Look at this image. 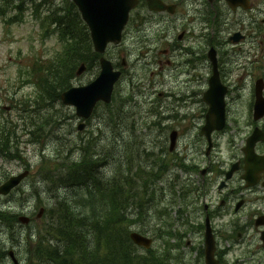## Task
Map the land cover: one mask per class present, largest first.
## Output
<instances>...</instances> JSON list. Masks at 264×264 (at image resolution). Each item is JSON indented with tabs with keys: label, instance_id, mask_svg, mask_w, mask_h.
Instances as JSON below:
<instances>
[{
	"label": "rangeland",
	"instance_id": "374dc122",
	"mask_svg": "<svg viewBox=\"0 0 264 264\" xmlns=\"http://www.w3.org/2000/svg\"><path fill=\"white\" fill-rule=\"evenodd\" d=\"M259 8L261 11L257 9L253 13H239L237 15H231L228 10H225L223 17L226 18V24L224 23L221 28V23L218 22L217 28L210 26L209 28L212 31L207 33V38L216 36L215 40L217 41L214 47L218 51L221 78L223 83L229 87L228 116L231 121L225 134L226 137L217 139L218 149L212 155V164L218 167H223L224 162L226 163L225 167L235 162L234 154L230 152L232 147L238 148L244 145L246 138L254 129V127L252 129L254 125L252 115L255 103V84L257 80L264 79V6L259 5ZM191 20L192 18H188L184 26L186 27V24L190 25ZM145 27H142L143 31L146 30L145 34L135 33L133 36L129 35L128 46L135 44L134 48L137 47V41L141 39V36L148 37L150 34L154 38V43L160 42V31L152 33L149 31L151 28L147 24ZM38 31V25L29 17L22 24L13 23L10 28L5 27L3 20L0 18V124H4L7 120L14 121L18 125L21 124V126L15 125L12 129L18 139V144H15L17 148L14 149L18 158L9 160L0 157V185L24 169L30 170V177L21 185V189H17L9 196L0 198V209L7 208L11 210L12 218L22 215L30 216L34 220L33 229H39L45 224L44 221L37 220L40 208L44 207L43 203H53L54 196L58 194L50 181L44 182L41 179L46 178L52 181L56 175L65 170L62 161L57 159L63 147L80 138L89 139L93 137L98 139L96 144H99L100 150L104 148L105 154L113 155L120 160L118 162L122 163L124 171L127 172L129 168L135 171L142 166L143 170L156 173L159 170L152 166V163L156 160L153 153L158 156L160 154L159 149L164 147L165 142L168 146L171 133L167 130L170 127H178L176 130L179 129L177 131L180 132V139L177 146L180 153L189 154L187 164L199 168L198 172L181 176L182 186L194 190V195H190L184 203L183 194L185 189L181 185L174 186L176 192V199L174 200L171 193L173 185H170V180L166 178V180L161 179L159 182L151 183L149 189L158 182L155 186V190L157 189L156 202L143 210V216L139 222L131 227V231L134 230L140 233L144 231V235L153 238L155 242L151 249L158 255L171 252L169 257L173 259L171 261L173 264H204L203 258L201 259L199 256L201 255L203 237L199 233L200 221L194 210L197 209L196 203L198 201L196 191L201 190L199 185V182L201 183L200 170L206 169L210 163L206 156L207 144L199 136L200 123H198L202 112L201 104H203L201 96L206 91L209 77L212 75V66L209 59L205 60L204 58V62L200 61L188 68L185 61L192 59V56L182 53V56L176 58L179 62V68L175 69L173 66L165 65V67H162L161 73L158 72L160 68L152 67L150 59L148 64H138L135 59H131V65L129 64L128 67L131 74L116 87V102L109 109L101 107L97 116L87 123L84 131H78L81 122L77 119L68 120V117H72L74 111L70 108H62L66 116L58 119L64 122L61 128L50 125L46 131H41L43 132L42 137L34 139L37 142L31 143L32 136L39 131L31 128L34 135L30 136L29 132L23 128V125L28 123L18 121L17 111L23 109L22 105L25 101L30 102L37 98V87L31 81H28L30 80L28 75H22L19 80L18 71L21 68H24L23 71H32V65L37 60L51 59L62 49L57 37L47 39L42 43L39 40ZM179 31H175L176 35ZM237 32H241L246 38L239 43H234L231 38ZM196 34L189 35L193 43L198 41L199 35L196 36ZM198 46L203 50V46ZM191 47L195 48V46L190 45L189 48ZM160 48H164V46H160ZM189 48H186L189 52L198 51ZM209 49L205 47L198 54L205 53L208 55ZM136 56H139L138 53H136ZM188 72L193 78L187 77ZM92 77V73L84 74L76 80V84L86 83L93 79ZM130 80H132L134 86H138L140 89L135 88L132 92ZM134 92L137 93L135 107L123 104V100H130L131 96L128 95ZM181 93L189 97L191 104L193 102L198 103L197 109L193 110L196 113L182 115V112L186 110L184 105L177 101L174 104V99L179 97ZM187 105L185 107L189 108L190 105ZM117 106L122 110L124 108L125 111L122 115L120 113L116 124L117 120L110 121L109 112L111 113ZM46 110L50 114L42 118L39 124L43 123L51 114L56 115L54 107H48L47 105ZM154 114L158 115L159 128L150 125ZM161 116H176L178 118L169 122L167 118ZM58 120H54L53 123H57ZM5 125H8V123ZM155 126H157V123ZM50 128L52 129L49 130ZM147 154H153V156L149 157ZM132 155H135V158ZM169 158L173 160L172 166L174 158L173 156ZM115 166L117 167V164ZM110 168H107L108 173L113 169ZM175 170L180 174L179 169ZM215 171H217L216 168H214ZM219 177L220 174L215 175L216 182L213 184L211 198H208L207 204H210V201H213L214 204L218 202L217 186ZM138 184L140 185V182ZM138 184L136 188L139 190ZM240 185L239 177L236 176L230 186V191L232 189L237 190ZM207 186H209L208 183ZM173 201L176 202L174 209L172 207ZM159 203H162L161 207L165 208L166 206L168 208L170 217L160 218ZM183 206L187 213L184 212V216L179 220L178 211ZM258 207L256 206L255 209ZM232 218L233 216H227L225 222ZM240 218L245 220L243 212L235 217V219ZM6 228H9V226H0V238L6 243L5 246L7 245L9 248L14 246V249L18 252L20 263L25 264L26 246H22L23 244L20 243L19 234L30 231V228L18 226V233L15 234L9 232L8 234ZM139 253L145 255L147 251L142 248ZM239 256L240 253L233 254V258L236 260L242 258H239ZM257 259H260V257L252 260L251 256H248L243 259V262L254 264ZM249 261L251 263H248Z\"/></svg>",
	"mask_w": 264,
	"mask_h": 264
},
{
	"label": "trees",
	"instance_id": "16d2710c",
	"mask_svg": "<svg viewBox=\"0 0 264 264\" xmlns=\"http://www.w3.org/2000/svg\"><path fill=\"white\" fill-rule=\"evenodd\" d=\"M58 24L63 52L56 59L34 67L32 76L38 78V104L52 108L60 94L72 86L79 66L86 63L92 69L98 58L93 52L88 28L73 4L67 3L61 8ZM101 107L104 109V105L97 108L96 116ZM123 112L115 107L109 112L110 121L117 120V124ZM49 114L43 111L36 120L30 117V124L37 126L36 131L44 132L54 116L51 114L43 123L39 122ZM97 140L80 138L58 155L65 170L58 177L57 188H64L66 193L59 195L56 208L50 210V213L56 211L55 217L47 224L45 234L38 236L29 264H173L169 257L171 252L158 255L150 250L148 255L140 254L139 247L130 238L131 227L139 222L143 210L156 202L155 186L168 170L167 163L161 160L160 172L156 173L143 170L142 166L135 171L129 168L126 172L118 162L120 160L105 154L104 148L99 149ZM17 143L12 130L0 126V153L11 159L18 158L13 154ZM108 167L113 168L110 173ZM156 181V185L149 189ZM175 204L173 201V208ZM161 206L159 203V215L163 216L165 209ZM179 213L181 216L182 211ZM12 222L11 216L0 210V226L11 227ZM7 254L0 241V264H9Z\"/></svg>",
	"mask_w": 264,
	"mask_h": 264
},
{
	"label": "flooded vegetation",
	"instance_id": "af4514ba",
	"mask_svg": "<svg viewBox=\"0 0 264 264\" xmlns=\"http://www.w3.org/2000/svg\"><path fill=\"white\" fill-rule=\"evenodd\" d=\"M154 1L155 9L151 10L150 5L154 7ZM158 1L164 5L162 11L156 10ZM259 5L264 6V0H153L151 4L149 0H139L136 8L131 12L132 19L130 18L131 21L128 24L130 26L126 37L129 38V35L133 36V34L137 33L138 26L134 25L135 20L137 23H140V19L148 17L144 23H147L148 27L151 28L149 31L152 33L160 31L159 34L161 35L159 36L160 42L154 43V38L150 34L148 38L149 44L156 49H159L160 45H165L160 50L166 52V64L175 68L179 64L176 60L177 57L182 56V53L191 55L192 59L185 61L188 68H190L200 61L204 62V58L205 60L207 59V54L203 53L201 55L198 54L199 52H202L205 47L208 49L214 48L215 42L217 41L215 40L216 36H209L207 38V33L208 31H212L209 28L210 26L217 28L220 19L224 18L225 23L226 18L223 17L225 10H228V13L231 15L253 13L257 9H260ZM188 18H192V20L189 22L190 25L186 24L185 27L184 23L188 21ZM176 30H180L178 35H176ZM237 33L242 35L243 38L241 40H245L246 36L244 34L241 32ZM194 34L196 36L199 35V38L196 37L198 41L193 43L189 35ZM190 45L195 46V48H189ZM198 45L203 46V50ZM186 48L198 51L189 52ZM120 56L123 60L122 65H127L128 62L124 51ZM111 57L112 59L115 58L113 54ZM124 61L126 64H124ZM187 74V77L193 78L189 72ZM171 120H175V117H172ZM204 121L205 112L202 113L199 120L201 128L203 127L202 124H204ZM176 128L178 127L172 128V131L173 129L176 130ZM262 128H264V125ZM178 138L180 139L179 131ZM202 140L206 142L205 138H202ZM217 149V142H214L209 153L208 151L206 152L207 159L210 160V163L206 169L200 170L201 183L199 182V185L201 190L197 192V209L195 208L194 210L200 221L199 233L204 240L206 226L210 224L217 245L216 257L220 261V264H246L243 262V259L248 256H251L252 260L260 257V259L256 260L258 261L257 263L254 261V264H264V169L261 176H258V184L249 186L254 180H247V182L244 180L246 178V158L241 147L236 148L233 146L230 152L235 157L234 166L237 165L239 168V172L235 175L239 174L238 177L241 185L237 190L232 189L230 191L233 179L226 180V177L227 171L228 169L230 170L233 163L227 167H225V162L223 167L213 165L212 155ZM256 151L261 156H264V143L258 144ZM187 166L181 167V176L189 174V172L195 173V170L199 169L197 166L191 165L193 170L190 171ZM214 168L217 171L214 172ZM218 174H220L217 186L219 193L218 202L214 204L213 201H210V204H207L208 198H211L213 184L216 182L215 175ZM207 183L209 186H207ZM256 206L259 207L255 209ZM241 212L245 214V220L243 218L235 219L237 214ZM227 216H233V218L225 222ZM202 248L205 249L203 243ZM239 253V258H242L240 260L234 259L233 254ZM248 263H251V261Z\"/></svg>",
	"mask_w": 264,
	"mask_h": 264
},
{
	"label": "water",
	"instance_id": "95a60500",
	"mask_svg": "<svg viewBox=\"0 0 264 264\" xmlns=\"http://www.w3.org/2000/svg\"><path fill=\"white\" fill-rule=\"evenodd\" d=\"M79 7L84 20L88 23L91 29L92 37L97 51L104 52L105 46L108 42L119 44L121 40V33L128 21L129 12L132 5L135 6V0H74ZM214 60V54L212 55ZM102 63V72L100 77L92 85L83 88H73L62 96V101L66 105H72L77 108V115L89 119L98 102L103 101L107 104L112 101V94L115 83L119 80L120 73L113 72L111 64L104 59ZM264 82L259 80L256 87V119L264 116ZM227 88L223 87L219 76L216 74L210 80V90L205 94V101L210 105V112L207 116L208 125L204 129L209 137L211 132L217 128L222 129L225 125V95ZM217 116V117H216ZM84 125L80 126L83 129ZM175 138H173L174 140ZM263 138V135L258 131L249 140V151L247 152V174L248 180L254 176V173L260 172L259 164H263V159H257L253 153V147ZM259 163V164H258ZM232 171L228 177L233 174ZM28 172L17 177H12L8 182L0 187V194L9 193L15 186H17L26 176ZM255 183V182H254ZM253 183V184H254ZM252 184V185H253ZM132 240L139 246L150 248L152 240L148 237L142 236L138 233H132ZM215 241L208 226L206 233V264H219L215 259ZM17 264V261H16Z\"/></svg>",
	"mask_w": 264,
	"mask_h": 264
}]
</instances>
